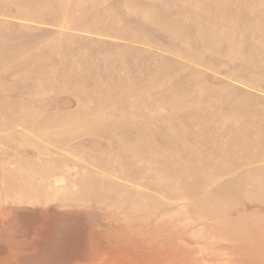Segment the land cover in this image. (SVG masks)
<instances>
[{
    "label": "rangeland",
    "instance_id": "374dc122",
    "mask_svg": "<svg viewBox=\"0 0 264 264\" xmlns=\"http://www.w3.org/2000/svg\"><path fill=\"white\" fill-rule=\"evenodd\" d=\"M0 118V264H264V0H0Z\"/></svg>",
    "mask_w": 264,
    "mask_h": 264
},
{
    "label": "bare ground",
    "instance_id": "6f19581e",
    "mask_svg": "<svg viewBox=\"0 0 264 264\" xmlns=\"http://www.w3.org/2000/svg\"><path fill=\"white\" fill-rule=\"evenodd\" d=\"M9 119L11 120V118H13V114H9ZM2 120H1V118H0V141H3V132H2V129H3V127H2V122H1ZM7 126H12V131L14 132V130H13V125H10V124H8V125H6V127ZM11 137V136H10ZM6 152V153H5ZM0 153H3V155L0 157V160H3L4 158L5 159H9V160H11L12 158H13V155L14 154H10L9 152H7V151H1ZM1 165H3V163L2 162H0V166ZM3 167V166H2ZM10 195V194H9Z\"/></svg>",
    "mask_w": 264,
    "mask_h": 264
}]
</instances>
